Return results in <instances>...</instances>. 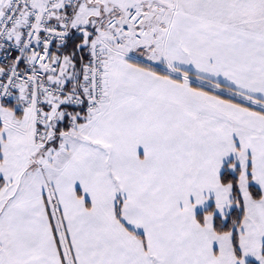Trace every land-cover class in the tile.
<instances>
[{"label": "snow or ice", "instance_id": "snow-or-ice-1", "mask_svg": "<svg viewBox=\"0 0 264 264\" xmlns=\"http://www.w3.org/2000/svg\"><path fill=\"white\" fill-rule=\"evenodd\" d=\"M0 264H264V0H0Z\"/></svg>", "mask_w": 264, "mask_h": 264}]
</instances>
